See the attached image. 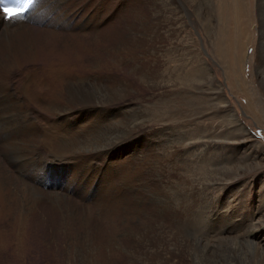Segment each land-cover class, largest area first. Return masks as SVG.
<instances>
[{
  "label": "rangeland",
  "instance_id": "obj_1",
  "mask_svg": "<svg viewBox=\"0 0 264 264\" xmlns=\"http://www.w3.org/2000/svg\"><path fill=\"white\" fill-rule=\"evenodd\" d=\"M234 1L70 0L69 9L75 13L76 24L88 13L91 16L102 9V17L106 19L104 25L94 30L96 17L92 15L89 17L93 22L87 16L91 26L87 32L77 27L68 31L62 27L55 29L61 26L60 22L56 25L55 19V27L42 28L44 32L41 36L31 39L36 54L25 55V59L21 58V54L18 56L19 65L23 64L22 60L33 58L37 59L34 65L28 62L19 70L14 67L13 77L7 79L5 71L0 69V82L11 81L19 89L21 99L26 90L28 93L27 103L22 101L14 105V109L9 108L12 112L21 109L24 113H14L17 123L13 122L15 127L12 129L20 137L34 135L37 141V146L33 148L35 151L30 154L35 163L30 166L26 178L18 171L23 170L11 163L13 158L9 155L5 157L2 147L0 160L4 166L0 168V173L8 172L12 177L17 175L15 178L39 192L41 198L36 206L30 208V212L24 214L18 208L24 197L18 199L17 190L11 185L1 186L3 192L0 187V264H142L144 260L145 264H264V0H244L245 17L249 22L248 42L243 52L244 66L240 71L245 78L242 77L245 80L244 91L239 87L235 89L229 80L230 71L235 70L234 65L229 63L230 37L235 33V26L230 21ZM33 26L36 30L37 26ZM3 39L0 38V42H6ZM26 43L24 39L18 42L19 45ZM2 56L5 57L4 54ZM229 66L232 67L230 71ZM66 75L73 78L64 79ZM144 75L150 79L143 80ZM194 75L199 80L193 85L189 81ZM95 76L111 81L109 85L118 88L119 82L123 81L130 86L128 93L131 95L125 101L120 100L100 114L104 116L115 109L139 108V116L143 115L138 122L140 129L135 137L134 156L140 166L146 163L147 152L163 156L162 146L171 151V155L174 153L170 166L165 165L160 174L154 176L147 173L143 178L157 191L166 186H172L174 193L179 190L177 199L181 200L173 195L171 201L175 207L177 203L183 205L178 216L180 222L177 223L168 214L163 233L172 236L177 232L175 227L177 229L180 225L187 240H190L182 243V235L177 233L178 236L175 235L169 245L177 243L184 247L180 253L173 252L170 247L169 252L173 254L162 252L164 258H169L167 263L155 257V247H159L160 243L154 238L153 247H141L137 257L116 249L110 243V236L116 227H110L107 222H100V230L95 232L96 245L91 252H85L77 238L79 231L83 230L78 225L70 229L65 213L54 208L50 200L68 197L79 208L96 213L98 207H109L120 198V192L114 195L113 191V195H109L108 189L115 183L105 182L103 172L111 169L102 161L104 158L98 157L100 151L86 144L89 136L83 131L82 135L86 137L83 145L75 140L78 144L68 147L71 149L68 155H73H69V159L66 156L67 161L54 157L63 151L56 150L54 146L49 151L44 143L49 140L52 144L61 137L71 143L67 137L71 133L73 135L70 130L76 128L78 122H97L91 119V114L100 108L95 107L88 116L85 112L89 108L79 107L81 104H73L75 110L58 116L53 108H49L51 101L57 100L59 105H63L68 100V80L77 81L79 77L85 81L94 80ZM184 76L189 79L182 87L179 80H186ZM59 132H63L61 137H57ZM190 146L195 147L200 161L186 156L185 150ZM196 149H200L199 152ZM124 157L131 158L128 154ZM89 163L92 164L94 177L91 175L85 184H80L82 181L78 179L79 182H69L74 168L88 167ZM126 169L114 176L117 179L124 177ZM29 176L31 181L27 179ZM56 183H60L61 188L53 190ZM199 183L203 186L199 185L198 190L191 193L189 184ZM152 208L147 206V209ZM153 209L155 212L156 208ZM113 218L116 225L122 221L117 214Z\"/></svg>",
  "mask_w": 264,
  "mask_h": 264
},
{
  "label": "bare ground",
  "instance_id": "obj_2",
  "mask_svg": "<svg viewBox=\"0 0 264 264\" xmlns=\"http://www.w3.org/2000/svg\"><path fill=\"white\" fill-rule=\"evenodd\" d=\"M70 3H71L70 0H33V2L29 5L28 10L24 14L19 15L17 17H11L9 20H5L4 14H2L0 12V38L6 39V42H0V69L5 71V74H6L5 79H7L8 77H11L14 74V67H16V69L19 70L20 67H22V65H25L28 62L31 63L32 65H34L36 63L37 59L35 61V59L33 58L32 60H22V61H24L23 64L19 65L20 60H18L19 59L18 56L21 54V58H22L25 55L36 54L35 52H37V51H35L36 49H34V44L32 43L31 39L35 38L38 35L41 36V33L44 32L42 30V28L46 29L49 27H51V28L55 27V25H53V22L55 21V19H57L56 25L59 24V22L61 24V26L55 27V29L62 27L68 31L77 27L80 31L87 32L88 28H91V26H90L91 18L90 17L92 15L94 17H96V24H95L94 30L100 29V27H102V25H104V22L106 21V19L102 17L103 16V10L102 9L101 10L98 9L99 11L97 10V12L93 13L91 16L85 9L84 11L86 12V14L87 13L88 14L87 15L85 14L86 16L83 17L82 21L79 24H76L75 20H74L75 19V17H74L75 13L71 9H69ZM243 5H244V0H235L234 6L231 10L232 13H231L230 21L235 26V33L233 36L230 35L231 36L230 42H232V46L230 45V47H231L230 51L231 52H229V60L231 62L229 61V63H232V66L234 65L235 70H233L232 67H230V66H229L230 68L228 67L229 71H230V69L233 70V71L231 70L232 72L230 71V75H229L230 76L229 80H230L232 86L235 89L239 87V89L241 91L242 90L244 91V88H245V80H244L245 78L242 76L243 74L240 71H242V69H243L242 65L244 64V60H245V53H243V52H245L246 46H247L246 45L247 36H248L247 35V26L249 23V22L247 23V21H246V17H247L246 13H245L246 9H245V7H243ZM64 8H66V10H64ZM81 13H83V12H81ZM87 16H88V18H90V20H87ZM85 22H86V24L83 25ZM91 22H93V20H91ZM144 24H145V22H144ZM144 24H143V26H144ZM33 25L37 26L36 30L33 29V27H34ZM233 38H234V40H233ZM21 39L26 40L27 43L25 45H19L18 42ZM235 47H236V51L234 50ZM2 54H4L6 58L3 57ZM23 59H25V57ZM2 70H1V72H2ZM33 72H34V70H33ZM37 75H35V76H37ZM69 75L64 76V79H72L73 78L71 76L68 78L67 76H69ZM97 76H95L96 78L94 80H92L90 78V79L85 81V80H83L82 77H79L80 79H78L77 81L68 80L67 86H66V90H67V94H68V100H66L64 103L61 102L63 105H59L56 102L57 100L51 101L52 103L49 104V108H53L55 110L56 116H58L60 114H66L68 111L73 110V109L75 110L74 107H76V106H73V104H76V105L81 104L83 106L79 105V107L89 108L88 111L85 112V113H87L86 114L87 116H88L90 111L95 109V107L100 108L98 111L94 110L93 113L90 112V113H92L91 119L96 120L97 122H92L91 119H90L91 121L89 123H83L82 121L78 122L76 124V128H74L73 130L72 129L70 130V132H73V135H71L72 133L71 134L68 133L69 135L67 134L68 135L67 138H69L71 140V143H67L64 141V139H62L61 136L63 135L62 134L63 132L62 133L59 132L57 135V137H61V139L59 141L55 140V142L51 144L49 142V140H47V141H44V143L46 144L47 149L49 151H51L53 149V146L56 150L63 151L61 155L54 156V157L60 158V161L61 160L67 161V159H69V157H70L69 155H73V154L68 155V150L71 151V149H69L70 146L71 145H72V147L77 146L78 143L75 140H78L81 144V145L80 144L79 145L82 146L83 145L82 141L84 139H86V137L84 138L82 133L84 132L85 134H87L89 136V140L88 141L86 140V144L89 145L90 147L95 148V151H100V155L98 157L104 158L102 161L104 162V164L106 163L111 169V171H109L107 173L102 171L106 177L105 182L115 183L113 187L108 189L109 195L110 194L111 195H113V194L118 195L120 192L121 196L119 194L118 197H120V198H118L117 201H114L112 205L108 203L109 207H107L106 205H105L106 208H104V209H102L101 207H98V212H96V213L92 212L93 210L88 211V209L79 208V205L76 206L75 204L71 203L70 199H67L68 197L64 198V199H60L59 197L58 198L56 197L57 199H50V200L53 202L54 208L61 209L65 213V218L69 220L68 224L70 225L69 226L70 229L73 226L78 225L79 229L81 228L80 230H83L82 232L79 231V233L77 234V238L81 242L80 246L85 252H91L93 250L94 246L96 245V241H95L96 233L95 232L98 229L100 230V227H101L100 222H102V224L107 222V224H109L110 227H112V228L116 227L115 232H113V235L110 236V243H111V245L116 247V249L118 248V250L123 251L125 254H127L129 256L137 257L136 256L137 251L141 247L148 246V247H150V249L153 247L152 246L153 245L152 238H154L155 240H157L158 243H160L159 247L158 246L155 247V249H156L155 253H154L155 257L162 260L164 263H167L169 258H167L166 256H165L166 258H164V255L161 254L162 252L167 253L169 255L173 254V253L169 252V250H170L169 247H170L173 252L180 253V251L184 247V246H178V244L176 242H175L176 244L169 245L170 240L175 235H177V233H181L182 236H180V239H183L182 243H185L184 240L185 241L190 240L189 238L187 240V238L184 234L185 232H183L180 225H178V227H177V229L179 228L178 230L175 227V230L177 232L171 234L172 236H167L165 233H163L164 226L166 225V224L164 225V223H166L165 220L169 218V217L167 218L168 214L172 218L174 217V219L177 223L180 222V219L178 218V216H179V213L181 212L183 205H182V203H177V206L175 207L173 200L171 201L173 195H175L174 197H176L175 199H177V197L179 195V193H178L179 190L177 191L178 195H177V193L172 192V190H173V189L171 190L172 186L169 188H167L168 186H166L163 190L159 189L157 191L156 189L151 187L149 185V183H147V181L145 182L143 180V178L147 173H150L151 175L153 174L154 176L157 173L160 174V172H162L160 170H163V167L165 165L167 166V164H168L170 166V164H172V155L174 153L172 152L173 154L171 155V151L169 152V150L167 148H165L164 146L161 147L162 153L164 154L163 156L160 155L159 153L154 154V155L152 153L149 154V152L146 151L147 152L146 154L149 158L147 157V159L145 161L146 163H143V165L140 166L138 158L136 157V155L134 156V153L136 151L135 150V145H136L135 137H136L138 129H140L138 122L140 120L141 115H143V114H141L139 116V113H140V111L138 110L139 108L137 109L139 112L136 109H134L136 107L133 106L134 108H127L125 110L124 109H121V110L117 109V111H115L116 109L113 111L110 110L109 114H105L104 116L100 114V112H105L107 110V107L115 106V104L118 103L120 100H124L125 98H127V96L130 94V93H128L130 86L127 84V82L123 81L122 83L119 82L120 84L118 83L119 84L118 85L119 88H118V87H115L113 85H109L110 83H112L111 81L107 82V80L105 81L102 77L99 78ZM151 76H153V75H151ZM29 77H27V78L29 79ZM242 77L244 78L243 80H242ZM34 78L35 77L33 76V79ZM184 78H185V76H184ZM142 79L143 80H147V79L149 80L150 77L148 75H144L142 77ZM185 79L186 80H183L181 78H180V80L178 79L180 82L179 84L181 86L183 85L184 82H187L189 78H185ZM197 79H198V77L194 75L193 79L189 82L190 83L193 82V85H194L198 82L199 79L198 80ZM196 80H197V82H194ZM30 82H32V81H30ZM114 83H116V82H114ZM29 87H31V86H29ZM27 88L28 87H26V89ZM18 94H19V89L17 87H15L11 81H8V82L1 81L0 82V147H2L4 149L3 153H5V155H6V156L4 155L5 157H7L9 155L13 158L14 162L12 161L11 163L14 165L15 168H17L16 166H18L19 169H22L23 171H21V170H18V171L21 174H23V176L26 178V176H28L27 172H30V170H31L30 166H32L35 163L34 159H32V157H31L32 155H30V154H31L32 150H34L33 148L35 146H37V144H36L37 141H36V136H34V135L20 137V134L15 132L12 129V127L14 126L13 122H16L15 117H14V115H15L14 113H16V114H20V113L24 114V113L21 111V109H19L18 112H16L17 109H15L16 110L15 112L14 111L12 112V111H10L9 108L11 107V110H12L14 105H18L17 103L22 102V101H23V103L25 101L27 103V100L29 99L27 90L24 92V96L20 94L21 96H23L22 99L18 96ZM190 94H191V92H190ZM32 95L34 96V93ZM227 104H228V102H227ZM20 106H22V105H20ZM25 106H26V104H25ZM29 106H30V103H29ZM91 106H93L94 108ZM19 108H21V107H19ZM123 111L125 113H123ZM96 113H98V114H96ZM17 118H19V117H17ZM76 122H77V117H76ZM141 122L144 123V120L142 119ZM40 123H41V121H40ZM9 124H11V126ZM61 124H62V122H61ZM67 128H68V126H67ZM142 129H144V128H142ZM164 131H165V129H164ZM179 132H180V130H179ZM166 133L169 134V132H166ZM180 133H183V132H180ZM170 135H171V133H170ZM180 136H181V134H180ZM195 136L197 137V135H195ZM64 137H65V135H64ZM158 137H160V136H158ZM176 138L177 137H175V139ZM169 139H171V138H169ZM187 139H189V137ZM166 140H167V138H166ZM147 146H149V145H147ZM195 146H197V144ZM171 147H173V146H171ZM194 148H191V146H190L189 149L185 150V154L191 160H199L201 157L200 156L198 157V154L195 153ZM199 150L200 149H196V152L197 151L199 152ZM110 151H113V152L111 154H109ZM172 151H173V148H172ZM125 154L130 155L131 158L129 157L130 159H126L127 157L126 158L124 157ZM146 154H144V156ZM179 157L181 158V156H179ZM182 160H183V158H182ZM1 162L2 161L0 160V168H2L4 166V164L3 163L1 164ZM90 163L88 164V167L74 168L73 175H72L73 178H69L68 179L69 182L73 183L74 181L79 180L80 182L82 181V183H80V184H85L91 178V175L93 174V172L91 170L92 164H90ZM83 166H85V165H83ZM5 168H7V166ZM125 169H126V174L124 177L122 176L119 179H117L118 177L114 176L117 172L121 173L120 171H122V170L125 171ZM129 169H131V170L128 172ZM164 169H165V167H164ZM96 173H97V171H96ZM68 174L65 176V179L68 176ZM12 176L13 175H9L8 172H2L1 171V173H0V187L3 186V188H4V186L9 187V185H11L12 187H14L15 190H17L16 194H18V195H16V196H18V199H19V197H24V199H25L24 202L20 201V203L18 204V208H19L20 212L25 214V212L27 213L30 210V208H32L33 206H36V204L38 202H40L39 199H41V198L38 196L39 192L36 193L35 189L30 188V186H28L26 183L22 182L21 180H18L19 178L18 179L15 178L17 175L14 177H12ZM97 176H98V174H97ZM33 177H35V176H33ZM31 178L32 177L29 176L27 179L31 181L32 180ZM212 184H214V183H212ZM53 185H54L53 190L61 188L60 183H56ZM189 185H191V188H189V189H191V191H190L191 193L193 191H197L198 187H200L199 185L203 186L202 183H199L196 185H192V184H189ZM181 189H183V188H181ZM1 191L3 192L2 187H1ZM113 191H114V193L112 194ZM106 193H107V191H106ZM83 194H84V192H83ZM58 195H59V193H58ZM102 195H104V194L102 193ZM85 196H87V194ZM42 198H43V196H42ZM206 198H208V197H206ZM101 200H100V202H101ZM177 200H181V199L178 198ZM63 201L65 203H63ZM109 201H111V200H109ZM148 205H151V208L155 207L156 208L155 212L152 211L153 208L147 209ZM87 208H90V207H87ZM116 214L118 215V219L122 220L118 223V225L115 224L116 221L113 218V215L115 216ZM79 216H80V218H79ZM142 219H145V221H143ZM146 219H147V221H146ZM172 221L173 220H171V223H173ZM175 240H176V238H175ZM108 242H109V240H108ZM129 244L131 246H129ZM182 245H184V244H182ZM96 249H98V248H96ZM150 249H149V251H150ZM76 256H78V255H76ZM143 257H145V256H143ZM147 259H149L148 256H147ZM144 261L142 262V264H145Z\"/></svg>",
  "mask_w": 264,
  "mask_h": 264
},
{
  "label": "snow or ice",
  "instance_id": "obj_3",
  "mask_svg": "<svg viewBox=\"0 0 264 264\" xmlns=\"http://www.w3.org/2000/svg\"><path fill=\"white\" fill-rule=\"evenodd\" d=\"M33 2V0H23L21 7H13V6H3L2 11L5 13L7 17H17L24 13L28 6Z\"/></svg>",
  "mask_w": 264,
  "mask_h": 264
}]
</instances>
